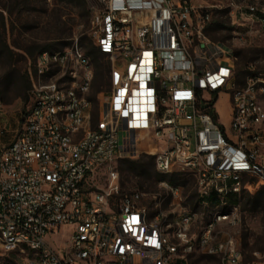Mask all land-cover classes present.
Wrapping results in <instances>:
<instances>
[{"label":"built area","instance_id":"1","mask_svg":"<svg viewBox=\"0 0 264 264\" xmlns=\"http://www.w3.org/2000/svg\"><path fill=\"white\" fill-rule=\"evenodd\" d=\"M212 21L192 0H97L89 33L109 62L110 87L96 96L95 67L78 40L38 56L31 107L10 141L0 98V255L21 252L26 264H177L200 247L222 264H264L247 262L237 238L217 231L237 224L244 190L264 186V81L254 63L244 83L238 76L239 31L264 36V5L238 7L232 43L207 35ZM222 95L229 131L216 106ZM142 155L159 173L191 174L203 204L231 213L197 236L196 212L168 221L151 216L139 192L118 199L117 164ZM61 233L67 240L56 245Z\"/></svg>","mask_w":264,"mask_h":264},{"label":"rangeland","instance_id":"2","mask_svg":"<svg viewBox=\"0 0 264 264\" xmlns=\"http://www.w3.org/2000/svg\"><path fill=\"white\" fill-rule=\"evenodd\" d=\"M197 5L208 6L213 15L210 30L207 35L213 41L232 43L234 36V18L239 6L253 3L264 5V0H192ZM97 7V0H0V35L6 41L8 55L0 56V98L6 106L2 120L7 131L6 140H12L22 125V120L31 107V89H28V78L35 74L39 51L45 47H56L57 51L66 49L78 40L82 50L86 53L85 44L91 40L89 33L92 14ZM219 23L222 27H217ZM242 45L239 49L238 69L245 70L247 62L255 64L256 75L264 81V36L250 34L246 30L239 31ZM30 52L35 53L34 56ZM92 86V95L109 89V78L103 79L96 71ZM241 83L245 78L240 79ZM264 85V83H261ZM217 111L219 119L229 131L230 107L229 96L222 95L218 100ZM141 157V156H140ZM139 157V158H140ZM149 164V162H148ZM127 166L117 164L120 176V199L126 194L139 192L143 194V204L152 213H164L168 221L181 210L196 212L198 221L192 229V234L199 236L207 224L215 216L231 213L229 207L199 204V194L195 178L184 173L177 184L178 194L175 195L164 187L161 182L138 177L126 169ZM148 172L153 168L148 165ZM102 173H105L103 171ZM103 177V175H100ZM99 184H105L104 178ZM251 190L242 192L241 202L233 217H237V224L230 226L228 222L218 225V239H225L227 234L237 238L247 262L264 263V202L256 209H252L246 202L257 194L264 193V186L257 185ZM234 197H231L233 201ZM216 204L218 200H206ZM150 205L152 207H150ZM67 240V234L61 233L52 241L59 245ZM177 264H222L218 256L208 255L200 247L186 256V260H173ZM0 264H26L25 255L21 252L0 255Z\"/></svg>","mask_w":264,"mask_h":264},{"label":"trees","instance_id":"3","mask_svg":"<svg viewBox=\"0 0 264 264\" xmlns=\"http://www.w3.org/2000/svg\"><path fill=\"white\" fill-rule=\"evenodd\" d=\"M217 27H222L221 24L215 23ZM211 28L209 27L207 33L209 32ZM85 49H86V54L90 57L93 58L94 63L96 64V71L100 75V77L103 79L107 75L109 76L110 72V65L107 60H105V57H103L99 51L96 45L94 44L93 40L91 39L88 44H85ZM58 48L56 47H45L39 51V55L43 52H55L57 51ZM9 47L6 43V41L2 38L0 35V56L2 55H8ZM31 56H34L35 53L30 52ZM240 55V53H239ZM249 62L245 64V70L243 69H238V76L241 79L242 77H246L248 72L246 71V66ZM28 89H31L32 87V82L31 79L28 78ZM215 118H217V115H215ZM149 162V164H148ZM122 164L124 166H127V170L132 171V173L136 174L138 177H146L148 180H155L157 182H162V181H168L170 185L177 186L180 176L183 174H162L159 173L156 170L155 166V160L154 157L148 156V155H142L138 159H124L119 161V164ZM148 165H150L153 168V173L148 172ZM242 197V195H241ZM241 197L239 199H236L235 202L239 205L241 202ZM264 202V193L262 194H257L253 198H249L248 201L246 202V205H250L252 209H256L260 204ZM198 203L201 204L202 200L198 199ZM145 205V204H144ZM147 206V205H146ZM150 207H152L150 205ZM155 215L156 213H152Z\"/></svg>","mask_w":264,"mask_h":264},{"label":"crops","instance_id":"4","mask_svg":"<svg viewBox=\"0 0 264 264\" xmlns=\"http://www.w3.org/2000/svg\"><path fill=\"white\" fill-rule=\"evenodd\" d=\"M229 118H230V115H229Z\"/></svg>","mask_w":264,"mask_h":264}]
</instances>
